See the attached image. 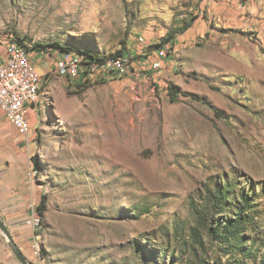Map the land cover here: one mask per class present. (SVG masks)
Returning <instances> with one entry per match:
<instances>
[{
    "label": "rangeland",
    "instance_id": "obj_1",
    "mask_svg": "<svg viewBox=\"0 0 264 264\" xmlns=\"http://www.w3.org/2000/svg\"><path fill=\"white\" fill-rule=\"evenodd\" d=\"M19 37L48 45L26 142L43 264H264V0H0V47ZM55 43L128 51L137 72L79 88ZM242 192L259 225L225 244Z\"/></svg>",
    "mask_w": 264,
    "mask_h": 264
},
{
    "label": "built area",
    "instance_id": "obj_2",
    "mask_svg": "<svg viewBox=\"0 0 264 264\" xmlns=\"http://www.w3.org/2000/svg\"><path fill=\"white\" fill-rule=\"evenodd\" d=\"M5 43L8 57L3 64H0V110L4 112L8 122L26 140H29L32 125L28 118V107L41 105V86L44 80L30 59V51L10 40ZM168 51L167 46L157 50L158 58L152 61V69L159 70L163 67V58L167 56ZM56 70L59 75L83 80L86 83L107 77H128L137 72L130 55L108 57L103 61H88L86 64L83 57L73 53L63 54ZM34 173L31 170L28 177L32 178ZM34 205L31 206L33 210ZM27 224L34 230L29 262L30 264H43L42 234L40 233L42 217L38 212L33 211Z\"/></svg>",
    "mask_w": 264,
    "mask_h": 264
},
{
    "label": "crops",
    "instance_id": "obj_3",
    "mask_svg": "<svg viewBox=\"0 0 264 264\" xmlns=\"http://www.w3.org/2000/svg\"><path fill=\"white\" fill-rule=\"evenodd\" d=\"M7 57V45L3 42L0 47V64ZM38 110L39 107H28L31 125V116H37ZM26 142L25 137L8 122L0 110V219L9 227L18 246L30 257L34 230L27 221L33 213L31 206L42 195L36 191L34 180L27 177L33 149ZM6 244L0 231V264H21Z\"/></svg>",
    "mask_w": 264,
    "mask_h": 264
},
{
    "label": "trees",
    "instance_id": "obj_4",
    "mask_svg": "<svg viewBox=\"0 0 264 264\" xmlns=\"http://www.w3.org/2000/svg\"><path fill=\"white\" fill-rule=\"evenodd\" d=\"M191 27V25H185L183 30H188ZM176 32H170L168 33L165 37H163V39L161 40V44L159 45H154V47L156 48H163L166 47V45L168 44H173V42H175L176 39ZM18 44L22 47H25L28 51H36V52H41L46 50L48 45H44L42 43H34L29 45L27 42H25L24 39L19 37V40L17 41ZM54 48L56 50H60L62 52V54H66V53H73L77 56L83 57L85 63L87 64L88 61H103L104 59L108 58L105 56H101L100 54L91 51L90 49L84 48V47H79V48H75V47H71V46H63L61 43H55ZM128 51H119L118 53H116L117 56L120 55H128ZM111 57H113V55H111ZM50 74L46 75L44 78H46V80L50 81ZM45 80V79H44ZM43 83V82H42ZM77 87L79 88H84L87 83L84 82L83 80H78L76 83ZM169 92L172 96L177 97L179 95V91L177 89L173 87H169ZM35 163V173H37V171H39V163L37 162V159H34ZM230 189L229 187L225 188V191L223 192V195L220 197L221 201L220 204L223 208V210L219 209L217 211V214H222L224 213V208L226 204H229L231 202L230 199ZM240 199L242 200V208H240V211L238 213L235 214L236 217H228V219H224V221L220 222V226L222 227V232H223V237L222 239H224L226 241L225 244H233L236 240H238L239 242L241 241L242 244H245L242 241V233L245 231L246 226H256L258 228L259 225V219H256V208L255 207L257 204H255L256 199L254 197H250L249 194H246L244 192L240 193L239 195ZM38 213L40 214V216L42 217V220H44L45 218V213L47 212V196L46 195H42L40 204L37 208ZM215 211V213H216ZM258 220V222H257ZM252 241V240H251ZM232 246V245H230ZM234 248V247H233ZM241 254L248 255L247 251H240Z\"/></svg>",
    "mask_w": 264,
    "mask_h": 264
},
{
    "label": "water",
    "instance_id": "obj_5",
    "mask_svg": "<svg viewBox=\"0 0 264 264\" xmlns=\"http://www.w3.org/2000/svg\"><path fill=\"white\" fill-rule=\"evenodd\" d=\"M0 230L2 235L5 237L8 246L10 247L14 255L17 257V259L20 261V263L30 264L28 257L14 240L9 227L1 219H0Z\"/></svg>",
    "mask_w": 264,
    "mask_h": 264
}]
</instances>
